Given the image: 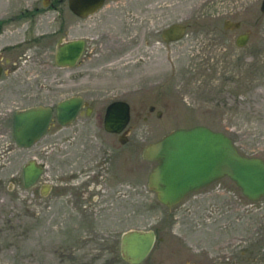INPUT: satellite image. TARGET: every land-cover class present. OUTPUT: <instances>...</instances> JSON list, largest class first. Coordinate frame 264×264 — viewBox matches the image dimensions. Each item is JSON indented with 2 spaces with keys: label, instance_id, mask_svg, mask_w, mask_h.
<instances>
[{
  "label": "rangeland",
  "instance_id": "rangeland-1",
  "mask_svg": "<svg viewBox=\"0 0 264 264\" xmlns=\"http://www.w3.org/2000/svg\"><path fill=\"white\" fill-rule=\"evenodd\" d=\"M144 1L134 0L140 6ZM146 1L154 9L155 20L143 25L140 18L126 16L122 22L126 34L138 32L140 44L149 38L151 46L139 56L125 58L116 77L99 72L80 80L81 87L88 92L125 94L132 107L131 142L125 146L127 150L133 145L130 161L138 163L142 173L149 171L153 163H145L140 154L145 143L174 128L199 124L230 136L243 155L264 160L261 0ZM226 19L239 21L241 25L225 30ZM176 22L187 25L185 36L165 43L160 35L162 29ZM246 31L250 34L248 42L243 47L236 46L235 37ZM60 78L62 96L69 94L68 69L61 70ZM105 101L109 100L94 103L100 105ZM150 105L155 108L153 112L148 110ZM157 110L162 111L161 116ZM98 131L95 121L86 127L79 122L62 130L61 135L84 140ZM2 134L4 137L0 139L11 141V145L7 148L0 145V264H124L119 257L118 238L130 228L154 229L163 238L154 252L182 251L175 245L185 242L218 256L221 248L231 241L235 248L233 262L262 264L264 197L249 201L237 186L229 195L215 194V185L167 208L147 190L142 176L133 178L125 174L124 192L112 195L110 202L114 208L104 217L84 218L76 214L69 221L63 220L57 217V213L64 211L62 205L52 202L49 215L44 220L38 219L39 208L25 204L21 169L31 158L53 162L56 148L46 144L56 133L49 131L43 137L44 143L30 148L17 146L10 132ZM65 145L62 144L68 155H74L76 145L71 148ZM8 186H13L14 191L8 193ZM228 199L231 207L227 206ZM102 238L110 240L104 242Z\"/></svg>",
  "mask_w": 264,
  "mask_h": 264
},
{
  "label": "flooded vegetation",
  "instance_id": "flooded-vegetation-1",
  "mask_svg": "<svg viewBox=\"0 0 264 264\" xmlns=\"http://www.w3.org/2000/svg\"><path fill=\"white\" fill-rule=\"evenodd\" d=\"M94 4H97V8L92 12ZM126 16L140 18L143 25L150 19L155 20L154 9L146 0L142 6L134 0H0V136L4 137L2 133L10 132L16 143L13 136L14 115L18 110L34 106L49 108L51 116L43 135L32 146L44 143L43 137L49 131L56 133V137L46 144V147L56 148L57 157L53 162L50 164L31 158L21 169V184L26 192L25 204L39 208L38 219L44 220L49 215L52 202L62 205L64 211L57 213V217L64 218L63 220L69 221L76 214L84 218L104 217L106 212H112L114 208V204L110 202L114 197L112 195L124 192L125 174L133 178L142 176L147 190L157 199L156 194L148 187V176L156 162L142 157L144 146L150 142L145 143L140 152L145 163H153L147 172L142 173L141 166L130 161L134 153L131 148L133 145L125 150V146L131 142L132 131V107L126 101L125 94L117 91L105 94L88 92L86 88L81 87L80 82L81 79L92 77L99 72L118 76V69L124 65L125 58L135 54L139 56L151 46L149 38L143 39L142 45L140 44L138 32L133 35L125 33L122 20ZM242 33H248L249 39V32ZM66 43L70 44L74 58L68 66H61L57 63L56 52ZM77 49L80 50L78 57ZM65 69L69 72L71 92L62 96L60 75L61 70ZM69 98L79 99L80 107L72 122L62 124L57 116V105ZM94 100L109 101L96 105ZM116 101L126 102L129 106V121L119 133L108 131L104 124L107 107ZM148 110L153 112L155 108L150 105ZM156 113L161 116L162 111L157 110ZM144 119L146 120V117ZM91 121H95L99 133L87 135L84 140H77L70 134L61 135L62 130L74 124L80 122L81 127H86ZM228 137L236 146L235 141ZM65 143L67 148L76 145L74 155L69 156V151L63 149L62 144ZM0 145L7 148L11 141L0 139ZM16 145L19 146L17 143ZM238 152L240 153L239 150ZM1 154L0 152V156ZM31 160L40 165L42 171L32 185L25 186L23 169ZM215 185L214 193L220 195H229L236 187L227 175H223L208 186L189 193L179 203ZM33 187L34 189H31ZM7 189L8 193L14 191L13 186H8ZM227 204L232 206L229 199ZM116 212L119 216V211ZM145 230L155 232V242L148 255L138 264H236L233 262L235 248L231 241L221 248L218 256L208 254L185 242L175 245L182 251L154 252L156 244L163 241V238L158 237L154 229ZM123 232L118 238L119 257L124 264H130L122 259L119 250ZM102 240L105 242L110 239ZM175 247L170 246L171 249H176ZM242 253L246 254L247 251ZM214 257L217 260H214ZM248 262L252 263V259L249 258ZM261 263L264 264V253Z\"/></svg>",
  "mask_w": 264,
  "mask_h": 264
},
{
  "label": "water",
  "instance_id": "water-1",
  "mask_svg": "<svg viewBox=\"0 0 264 264\" xmlns=\"http://www.w3.org/2000/svg\"><path fill=\"white\" fill-rule=\"evenodd\" d=\"M95 1V0H94ZM94 4L92 12L96 10ZM260 12L264 13V0L260 2ZM239 21L224 20V29H238ZM187 25L173 23L162 30L165 42L181 40ZM248 42V33L239 34L235 44L238 47ZM80 50L77 49L76 57ZM69 43L62 44L56 52V60L61 66L72 62ZM80 107V100L69 98L57 105V116L62 124H69ZM51 116V110L34 106L16 111L13 136L20 147L29 148L43 135ZM129 121V106L126 102L111 103L106 110L104 124L108 131L121 132ZM124 142V140H122ZM142 157L156 162L148 176V187L157 200L172 207L186 195L208 186L223 175H227L249 201L264 197V160L256 156H245L238 152L232 140L220 131L204 125L188 128H174L159 139L146 144ZM42 167L33 160L23 169L25 186L32 185L41 174ZM155 242V232L145 229H128L120 238L119 250L124 261L140 263L150 252Z\"/></svg>",
  "mask_w": 264,
  "mask_h": 264
},
{
  "label": "bare ground",
  "instance_id": "bare-ground-1",
  "mask_svg": "<svg viewBox=\"0 0 264 264\" xmlns=\"http://www.w3.org/2000/svg\"><path fill=\"white\" fill-rule=\"evenodd\" d=\"M81 1V0H80ZM99 1V0H98ZM91 3H93V2H91Z\"/></svg>",
  "mask_w": 264,
  "mask_h": 264
}]
</instances>
